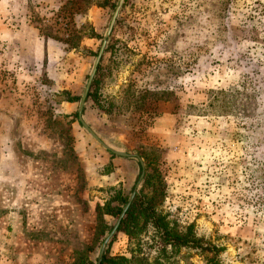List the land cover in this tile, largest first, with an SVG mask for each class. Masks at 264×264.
I'll return each instance as SVG.
<instances>
[{
    "label": "rangeland",
    "instance_id": "rangeland-1",
    "mask_svg": "<svg viewBox=\"0 0 264 264\" xmlns=\"http://www.w3.org/2000/svg\"><path fill=\"white\" fill-rule=\"evenodd\" d=\"M118 2L0 0V264H96L116 222L103 208L128 201L143 154L171 225H191L219 250L217 264H264V0H124L106 37ZM105 38L93 78L103 108L118 107L128 85L164 93L143 117L111 119L85 100L83 122L129 158L78 119ZM234 89L246 115L209 112L219 90ZM104 253L143 264L207 258L162 248L152 224L132 241L116 231Z\"/></svg>",
    "mask_w": 264,
    "mask_h": 264
},
{
    "label": "trees",
    "instance_id": "trees-1",
    "mask_svg": "<svg viewBox=\"0 0 264 264\" xmlns=\"http://www.w3.org/2000/svg\"><path fill=\"white\" fill-rule=\"evenodd\" d=\"M110 49L111 46H107L104 53L109 52ZM99 70L98 68L97 72ZM97 86L98 79L96 76L91 84L86 100H90L96 109L111 119H115L119 115L125 116V113L131 110L133 114L140 113L141 117H143L146 102L148 100L159 101L164 94L147 89H144L142 92H135L131 91V85H128L121 97V104L118 107L114 102H109L107 108H103L96 96ZM240 87H243V83ZM209 112L214 115L226 114L231 117H241L248 113V102L242 98L241 91L235 89L219 90L209 104ZM143 157L145 160V173L142 188L138 196L135 195L121 220L117 234H125L130 241L137 240V237L145 230L146 226L152 224L157 231L162 248L169 246L172 249L181 247L198 249L207 255L206 264H217L218 260L216 257L219 250L214 246L203 243L202 240L196 239L192 235L191 225H187L184 228H179L177 224L171 225L167 217L157 212L156 207L164 198V184L158 173L155 161L148 154H143ZM257 201L258 199H256L255 203ZM126 203V197L118 195L104 206L103 214L112 216L117 220ZM100 264H143V259L134 257L133 255L130 259L125 257H110L107 253H104Z\"/></svg>",
    "mask_w": 264,
    "mask_h": 264
},
{
    "label": "water",
    "instance_id": "water-1",
    "mask_svg": "<svg viewBox=\"0 0 264 264\" xmlns=\"http://www.w3.org/2000/svg\"><path fill=\"white\" fill-rule=\"evenodd\" d=\"M124 0H119L118 4H117V7L115 8L114 10V13L111 17V20H110V23H109V26H108V29H107V32H106V37H109V35L111 34V31H112V28L114 26V23L116 21V18H117V15H118V12L123 4ZM106 43H107V40L106 38L102 41L101 43V46L99 48V51L97 53V56H96V59H95V62H94V66H93V69L89 75V78H88V81L86 83V86H85V89H84V92H83V95L81 97V101H80V105H79V109H78V119H79V122L80 124L85 128V130L92 136V138L98 142L105 150H107L109 153L111 154H114L116 156H119V157H123V158H129V157H132V155L130 154H126V153H122V152H117V151H114L112 149H110L108 146H106L98 137L97 135L83 122L81 116H82V112H83V107H84V104H85V100L87 98V94L89 92V89H90V85H91V82L94 78V75L96 73V70H97V67L99 65V62H100V59L103 55V52L106 48ZM136 157V156H134ZM137 158V157H136ZM139 160V164H140V167H141V172H140V176H139V179L130 195V197L128 198V201L126 203V205L124 206V208L122 209L119 217L117 218L113 228L111 229L110 233L108 234V236L104 239L103 241V244H102V247L100 248V251H99V254H98V257H97V261H96V264H100L101 260H102V257L104 255V249H105V246L106 244L112 239V237L114 236V234L116 233L118 227H119V224L121 222V220L123 219L126 211L128 210L131 202L133 201L135 195H136V192H137V187L140 183V181L142 180L143 178V175H144V165L142 163V161L140 160V158H138Z\"/></svg>",
    "mask_w": 264,
    "mask_h": 264
}]
</instances>
